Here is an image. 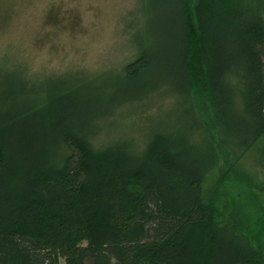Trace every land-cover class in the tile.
Here are the masks:
<instances>
[{"label": "trees", "instance_id": "1", "mask_svg": "<svg viewBox=\"0 0 264 264\" xmlns=\"http://www.w3.org/2000/svg\"><path fill=\"white\" fill-rule=\"evenodd\" d=\"M143 4L148 36L111 83L0 67V264H264L208 200L220 156L193 102L228 149L264 150V0ZM161 93L177 124L95 145L120 105Z\"/></svg>", "mask_w": 264, "mask_h": 264}, {"label": "rangeland", "instance_id": "2", "mask_svg": "<svg viewBox=\"0 0 264 264\" xmlns=\"http://www.w3.org/2000/svg\"><path fill=\"white\" fill-rule=\"evenodd\" d=\"M144 5L143 0H0V67L39 80L66 72L69 81L111 83L134 56L136 42L148 36ZM109 89L101 90L107 95ZM175 102V95L161 93L124 103L104 119L109 122L93 142L103 147L127 140L141 148L153 129L177 124ZM193 102L220 156L221 175L210 185L208 200L220 219L253 235L264 251V150L259 143L241 154L228 149L213 126L209 105L200 96Z\"/></svg>", "mask_w": 264, "mask_h": 264}]
</instances>
